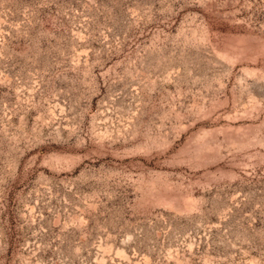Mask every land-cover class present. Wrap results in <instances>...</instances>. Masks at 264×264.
I'll return each mask as SVG.
<instances>
[{
  "label": "rangeland",
  "instance_id": "1",
  "mask_svg": "<svg viewBox=\"0 0 264 264\" xmlns=\"http://www.w3.org/2000/svg\"><path fill=\"white\" fill-rule=\"evenodd\" d=\"M0 264H264V0H0Z\"/></svg>",
  "mask_w": 264,
  "mask_h": 264
}]
</instances>
